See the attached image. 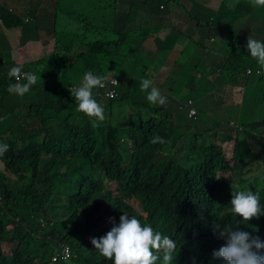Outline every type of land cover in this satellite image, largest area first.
<instances>
[{
    "label": "trees",
    "instance_id": "obj_1",
    "mask_svg": "<svg viewBox=\"0 0 264 264\" xmlns=\"http://www.w3.org/2000/svg\"><path fill=\"white\" fill-rule=\"evenodd\" d=\"M193 1L97 0L85 14L58 5L67 22L80 19L72 22L74 27L83 21L84 31L71 40L73 50L81 53L68 47L49 58L50 65L40 70L45 81L24 95L30 102L28 109L17 106V95L8 93L3 75L8 76L15 65L0 58V143L9 145L0 156V264H114L95 250L88 235L112 228L124 212L134 214L133 199L144 203L158 231L176 241L173 264H227L212 255L225 239L216 244L206 227L243 219L230 213L232 193L228 190L236 184L234 172L242 186V169L260 156L248 151L245 136L229 161L215 137L208 139L207 115L194 127L193 121L175 116L173 108L167 110L177 102L174 90L163 106L147 101L139 84L148 75L139 68L121 87L120 97L104 107L106 120L97 127L77 111L75 98L66 96L89 71L107 76L119 65L125 80L130 77L127 67L139 65L157 51L169 53L183 36L180 29L197 12L210 19L201 27L202 33L205 27L237 28L243 22L241 10L264 14V7H252L250 0H215L214 7L202 10L203 4L198 3L199 7L189 8ZM0 9V18L9 27L21 24L18 16ZM256 32L231 30L217 84L197 89L207 96L227 84L250 89L255 79L247 78L246 71L257 62L246 45L249 36L263 41L252 36ZM207 34L211 40L212 34ZM72 53L78 58L73 60ZM27 69L26 64L22 66ZM178 73L172 76L175 80L180 79ZM60 81L65 83L64 94L52 85L61 86ZM191 94L196 99L197 92ZM261 126L264 119H248L245 135L257 141L253 132L259 133ZM155 135L167 142L149 143ZM184 136L185 142L180 143ZM103 173L117 182V190L102 184L96 175ZM255 191L264 207V189ZM239 227L264 240V215ZM6 242L11 245L4 248ZM63 243L71 245L73 256L54 263L53 256Z\"/></svg>",
    "mask_w": 264,
    "mask_h": 264
},
{
    "label": "clouds",
    "instance_id": "obj_2",
    "mask_svg": "<svg viewBox=\"0 0 264 264\" xmlns=\"http://www.w3.org/2000/svg\"><path fill=\"white\" fill-rule=\"evenodd\" d=\"M53 1H55V11L52 14L53 30L48 29L43 31V35H40L39 30L36 29L38 25H34L33 21L25 16L27 12L31 15H36L32 11L27 10L33 0H0V7L8 9L12 14H14L15 10L21 12V16L19 17L21 24L17 26L9 27L0 18V23L8 30H18L22 33V35H18L17 40H11L15 42V46L10 49L12 53H19L18 55L5 57L4 54L8 53L0 51L1 59L5 61L6 59H10L15 65L7 73V77L10 80V83H7V91L9 94L23 97L33 89V85L41 82L39 64L47 57H55L60 49H64L58 43L57 18H54V16H57L56 8L58 0ZM250 2L254 8L264 7V0H250ZM45 35H51L53 38L48 37L45 39ZM24 36H26L24 38V45L27 48V52L20 50V43L17 42L19 37L23 38ZM34 43L38 47L37 51L34 50ZM2 45L3 43H0L1 47ZM246 48L251 57L256 60L257 65L248 68L246 71L247 78L255 79L252 87L250 89L238 87L247 92L245 102L233 100L235 104L219 108V103L217 102L216 105L213 104L212 99L216 95V92L223 88L220 87L208 96L206 94L207 92L202 96L194 94L196 99L192 97V91L189 98L184 101H177L167 108V110L173 108L175 116L177 117L183 116L180 111L184 114L186 110H189V118L194 122V127L200 121L203 113H205L208 116L204 122V125L207 127L208 139L215 137L216 146L222 150L229 161L232 160V153H234L238 142L244 136L248 151L251 154H260L259 157L254 158L242 169L241 176L245 181L242 185L243 187L235 180L236 174L238 173L235 171L233 180L236 184L228 190V192L232 193L231 206H229L230 213L234 217H242V221L235 220L234 223L226 224L223 227L221 225H215L214 228L206 227L207 234L212 237L216 244H220L221 240L223 241L225 239L226 243L218 250H214L212 255L214 258H222L227 264H264V240H261L258 235L253 236L250 232L244 231L239 227L240 223L249 222L252 218L258 219L261 215H264V207L261 206L260 195L255 191L264 189V182L262 188L258 189L256 186L259 178H264V171L259 170L256 172L259 168L255 169L254 172L250 171L254 174L250 179H247L244 172L246 168L250 165L252 167L254 163L259 162L260 164L262 162L264 165V126H261L259 133L253 132V135L258 137L257 141L245 135V123L248 119L249 121L257 122L264 119V41H259L249 36ZM32 54L37 57L35 58L33 56L30 58L29 56ZM21 58L23 59L21 60ZM33 58L34 60L32 61ZM25 64L28 66V69L22 70V66ZM137 68L138 65L127 67L125 72L130 77L125 78V80L121 76L124 68L119 65H116L115 69L107 74V76H100L89 71L84 75L82 84H79L80 81L78 84L71 86L66 96L74 97L75 103L77 104V111L89 117L93 127H97L106 120L104 107L120 97L121 87L123 86L124 89L125 82L128 79H132L131 74L137 75ZM3 77L6 81L7 77L5 75ZM52 85L55 89L58 86V84L53 83ZM139 86L140 90L146 93V99L150 104L161 106L166 104L168 94L152 87V81L150 79L141 78ZM59 87L62 89L59 93L64 94V85ZM176 88L172 89L174 90L173 92L176 91ZM170 94H172L171 91ZM226 98L231 100L228 96ZM211 112L212 114L210 116ZM158 117H160V114ZM208 121H210V124H206ZM228 132H232L233 134L224 137L223 135ZM166 142L165 138L159 135H155L149 139V143L153 145H163ZM130 143L134 145L131 139ZM228 148L232 150L230 157L225 152ZM8 150L9 145L7 143H0V156H3ZM0 168L3 169L2 166ZM7 174L12 176L11 172H7ZM250 180L252 182L250 186H247ZM113 183H116L117 187L114 190H117V182L110 180L108 176H106L105 183L102 184L106 187H112ZM130 203L135 208L134 214L132 213L129 216L124 212L119 218V223L114 224L112 228L88 235L91 238V243L95 246V250L105 259L114 261V264H157L158 260L161 261V264H173L176 258V241L169 236L163 235L150 222V213L146 210L144 203H140L135 199L131 200ZM138 204L140 207L137 206ZM72 256L73 251L71 245L63 243L54 254L53 262L61 263L62 261L71 259Z\"/></svg>",
    "mask_w": 264,
    "mask_h": 264
},
{
    "label": "crops",
    "instance_id": "obj_3",
    "mask_svg": "<svg viewBox=\"0 0 264 264\" xmlns=\"http://www.w3.org/2000/svg\"><path fill=\"white\" fill-rule=\"evenodd\" d=\"M213 3L216 4L215 0ZM54 5L55 1L53 0H33L32 4L27 9L36 14L31 15L27 12L25 16L30 18L34 25H38L36 29L39 30L40 35H43V31L51 28L53 21L52 14L55 11ZM208 7L214 6L213 4H203L199 10ZM240 14V18L243 19V22L239 24L237 28H228L226 31H223L215 27V29L205 27L204 33H202L200 31L201 27L206 25L210 19H208L209 17L205 13L197 12L190 18L185 26L180 29L183 33V36L178 42L182 45L180 54L173 55L174 47L166 58L160 60L152 77L148 78L152 81V87L157 88L159 91H163L165 85H167V80H170L172 76L175 75V72L178 71V76L181 80L176 79L175 83L177 89L174 92L173 99L179 102L189 98L192 91L193 93L197 92V96H202L206 91L204 92L203 89H197L199 85L204 86L207 84H214V82V85H216V78L219 76L218 69L227 57L226 40H230L231 30L238 33H252L257 31L252 36L264 41V14L250 13L243 10L240 11ZM43 18L48 19L46 26L42 24L41 20ZM200 20H202V26L199 28L198 23ZM2 30V24L0 23V43H3L5 36H8L10 40H17L19 35L18 30L9 31L7 33ZM208 32L212 34L211 40H209ZM34 46V50L37 51L38 47H36V43H34ZM196 64L199 65L196 67ZM199 70L206 73V75L202 82L196 83L195 78ZM182 82L186 85H182ZM167 89L170 90L171 87L167 86ZM245 95L247 96V92L244 89L228 85L216 92V95L212 99V103L216 105L218 102L219 108L225 107L235 104L233 100L245 102ZM226 96L231 100L227 99ZM180 113L184 116L182 111H180Z\"/></svg>",
    "mask_w": 264,
    "mask_h": 264
},
{
    "label": "rangeland",
    "instance_id": "obj_4",
    "mask_svg": "<svg viewBox=\"0 0 264 264\" xmlns=\"http://www.w3.org/2000/svg\"><path fill=\"white\" fill-rule=\"evenodd\" d=\"M96 1L97 0H58L57 6L58 5H65V6L69 7V9H71L72 11L81 12L82 14H85V13H89L90 7H92V6L94 7V3ZM213 1L214 0H194L193 2L189 3V8L199 7V5L201 6L202 4H213ZM197 3L199 5H196ZM56 11H57V19H56V23H57V38H58L60 44L63 46V48H68L69 47L71 50H73V46H72L71 40L74 39L77 35H79L80 33H82L84 31L83 21H81L80 24L78 23L74 27L73 24H72V22L74 21V23H75V21L80 20V19H69L68 22H67V20H65L63 18V16L59 13V11H58L57 8H56ZM0 12H1V10H0ZM14 14L16 16H18V17L21 16V12L19 10H15ZM41 21H42V24L45 25V26H46V23H48V19H46V18L45 19L43 18ZM62 28L64 30H62ZM2 29H3L2 31H4L5 33H7V32L10 31L4 25H2ZM49 30H53L52 24H51V28ZM19 34L22 35L21 32H19ZM25 37L26 36H24L23 38H20L19 37L18 38L19 40L17 42L20 43V47H19L20 50H22L24 52H27V48L24 45V38ZM48 37H52L53 38V36H51V35H45V39H47ZM13 46H15V42H12L9 39L8 36H5V39L3 41V45H2V47L0 49V51L6 52V53L10 54V53H12V51H11L10 48L13 47ZM5 48H7V49H5ZM181 50H182L181 43H177L176 46H175V48H174L173 55L180 54ZM73 51L74 52H77V53H81L80 51H75V50H73ZM167 55L168 54H164V53L159 54L158 51L156 53L150 54L148 56L149 58L147 60L140 62V64L138 65V68H139V70L145 71L146 74L148 75V78H150V77H152L153 72L156 71V67L158 66V63L160 62V60L166 58ZM33 56L35 58L37 57L34 54L30 55L29 57L32 58ZM72 56H73V60H74V59L78 58L79 55L72 53ZM22 59L23 58H21V60ZM33 60H34V58L32 59V61ZM6 61L8 62L9 60L6 59ZM32 61H31V63H32ZM49 65H50V60H49V57H47L45 60H43L39 64L38 67H39L40 70H42L44 68H47ZM198 65L196 64L195 66L197 67ZM3 68L4 69H9V67H4V66H3ZM205 75H206V73H204L203 71L199 70L198 71V75L195 78V82L196 83H200L203 80V78H204ZM5 77H7V76L5 75ZM40 80L41 81H45V74H41L40 75ZM6 81H7V83H10V80L8 79V77L6 78ZM175 82H176V80H175L174 77H172L170 80L168 79L167 80V85H165L163 91L165 93H167V94H170V91L172 89H175L176 88V83ZM59 84L62 86L65 83H64V81H60ZM167 86H170L171 89L168 90L167 89ZM132 87H133V84H132ZM41 90L47 91L46 89H43V86H41ZM56 90L58 92H61L62 91V89L59 87V85L56 86ZM38 91H40V90H38ZM25 97H27V95L26 96H23V97L17 96V106H21V107H24V108H27L28 109V107L30 105V102ZM211 114H212V112L210 113V116H211ZM203 115H205V113H203ZM184 117L187 119V121L189 123L192 122V119L189 118V110H186L184 112ZM206 124H210V121H208ZM189 135H192V133L190 132ZM184 138H185V136L182 139H180V142H184ZM225 152L230 157V155L232 153V150L228 148ZM0 162H1V160H0ZM0 166H2L1 163H0ZM257 168H259V169H257ZM255 169H257L256 172H258L259 170L264 171V165H263V163L261 162L259 164V162H257V163H254L252 167L250 165L248 168H246L244 172L246 174L247 179H250L254 175L251 172H254ZM1 174H3V172L0 173V177H1ZM259 174H260V172H259ZM97 176L100 178V180L104 184L107 175L106 174H102V175H97ZM12 177H13V175H12ZM251 182H252V180L249 181V183L247 184V186H250V183ZM263 182H264V178L263 177L259 178V180L256 183V186H257L258 189L262 188ZM112 187H113V189H115L117 187L116 183H113L112 184ZM137 206L140 207L139 204ZM7 245H9V242H6L4 244V248Z\"/></svg>",
    "mask_w": 264,
    "mask_h": 264
}]
</instances>
